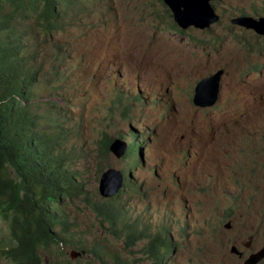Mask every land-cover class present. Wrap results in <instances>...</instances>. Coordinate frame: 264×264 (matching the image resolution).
Listing matches in <instances>:
<instances>
[{
    "label": "rangeland",
    "instance_id": "rangeland-1",
    "mask_svg": "<svg viewBox=\"0 0 264 264\" xmlns=\"http://www.w3.org/2000/svg\"><path fill=\"white\" fill-rule=\"evenodd\" d=\"M83 2L64 32L18 23L43 63L31 87L39 126L50 134L42 117L52 108L78 184L58 209L66 242L40 248L41 264H245L255 252L264 264V37L230 22L264 15V0H215L217 22L185 29L162 0ZM219 69L217 102L195 106L196 82ZM103 133L138 152L98 154ZM108 165L125 188L105 199L97 187ZM104 200L136 236L96 215L92 205ZM159 231L166 245L155 263L147 245Z\"/></svg>",
    "mask_w": 264,
    "mask_h": 264
},
{
    "label": "trees",
    "instance_id": "trees-1",
    "mask_svg": "<svg viewBox=\"0 0 264 264\" xmlns=\"http://www.w3.org/2000/svg\"><path fill=\"white\" fill-rule=\"evenodd\" d=\"M83 3V0H0V222L6 227V235H0V257L10 264H41L40 248L66 242L59 235L69 231V224L60 219L58 209L62 200L78 188L73 173L66 167L72 152L60 148L62 126L52 108H47L49 111L42 117L50 125V134L39 126L31 87L43 63L34 58V44L27 39L29 27L18 23L34 18L33 22L45 35L64 32L65 25L70 24L68 19L73 18L70 12L79 11ZM165 10L171 17L167 7ZM114 139L103 133L96 142L97 153L108 154ZM137 152L135 143L127 144L124 156ZM102 170L100 166L98 173ZM92 210L110 227L123 229L127 238L137 235L125 213L109 200L95 202ZM160 237L161 231L147 245L155 263L162 244ZM93 254L100 258L99 251L94 250Z\"/></svg>",
    "mask_w": 264,
    "mask_h": 264
},
{
    "label": "water",
    "instance_id": "water-1",
    "mask_svg": "<svg viewBox=\"0 0 264 264\" xmlns=\"http://www.w3.org/2000/svg\"><path fill=\"white\" fill-rule=\"evenodd\" d=\"M215 0H163L170 10L172 20L181 28L188 26L205 28L219 20V15L214 11L211 2ZM231 24L250 29L260 36H264V17L257 19L250 16H240L231 19ZM223 70L198 80L194 86L192 103L200 108L211 107L218 99L219 83ZM127 144L124 140L115 138L109 145L110 153L116 157L124 156ZM124 175L113 167L106 168L98 179V193L102 198L114 196L123 186ZM228 223L225 224L227 228ZM71 258L80 256L79 252L71 251ZM255 255L246 264H254L261 256ZM256 258H258L256 260ZM256 260V261H255Z\"/></svg>",
    "mask_w": 264,
    "mask_h": 264
},
{
    "label": "clouds",
    "instance_id": "clouds-1",
    "mask_svg": "<svg viewBox=\"0 0 264 264\" xmlns=\"http://www.w3.org/2000/svg\"><path fill=\"white\" fill-rule=\"evenodd\" d=\"M162 1H163V0H162ZM212 3H213V1L211 2V6H212ZM164 5H165V4H164ZM165 6H166V5H165ZM166 7H167V6H166ZM212 7H213V6H212ZM168 11L170 12L169 9H168ZM170 14H171V12H170ZM245 16L253 17V16H251V15H245ZM171 17H172V15H171ZM238 17H240V16H238ZM259 17H264V15H260V16H258L257 18H259ZM233 18H235V17H233ZM253 18H254V17H253ZM257 18H255V19H257ZM231 19H232V18H231ZM28 20H32V21H34V18H30V19H28ZM25 21H27V20H25ZM22 22H24V21H22ZM173 22H174V21H173ZM216 22H217V21H216ZM174 23H175V22H174ZM175 24H176V23H175ZM176 25H177V24H176ZM232 25H233V24H232ZM177 26H178V25H177ZM178 27H179V26H178ZM179 28H181V27H179ZM181 29H183V28H181ZM253 32H254V31H253ZM254 33H255V32H254ZM255 34H256V33H255ZM257 35H258V34H257ZM258 36H260V35H258ZM261 37H264V36L262 35ZM216 102H217V101H216ZM214 105H215V104H214ZM212 106H213V105H212ZM212 106H211V107H212ZM112 141H113V140H112ZM126 144H128V143L126 142ZM109 152H110V151H109ZM134 156H135V155H134ZM134 156H133V157H134ZM103 171H104V170H103ZM103 171H102V172H103ZM102 172H101V173H102ZM124 180H125V177H124ZM124 180H123V186H122V189L125 188ZM126 183H127V181L125 182V184H126ZM227 221H229V220H227ZM226 223H228V222H226ZM226 223H225V224H226ZM225 224H224V226H225ZM160 238H161V237H160ZM163 243H164V242H162V244H161L160 246H163ZM168 243L171 244V242H169V241H168ZM158 250H159V249H158ZM159 251H160V250H159Z\"/></svg>",
    "mask_w": 264,
    "mask_h": 264
},
{
    "label": "flooded vegetation",
    "instance_id": "flooded-vegetation-1",
    "mask_svg": "<svg viewBox=\"0 0 264 264\" xmlns=\"http://www.w3.org/2000/svg\"><path fill=\"white\" fill-rule=\"evenodd\" d=\"M246 245V247L248 248L249 246H251V245H249V244H245ZM259 255V257L261 256V254H262V252L261 253H258V252H255V253H253V254H251L246 260H245V264H246V262H247V260H249L250 258H252L253 256H255V255ZM242 256H243V254H242ZM258 257V258H259ZM258 258H256V260L258 259ZM262 257H260L254 264H256L260 259H261ZM253 259V258H252Z\"/></svg>",
    "mask_w": 264,
    "mask_h": 264
},
{
    "label": "bare ground",
    "instance_id": "bare-ground-1",
    "mask_svg": "<svg viewBox=\"0 0 264 264\" xmlns=\"http://www.w3.org/2000/svg\"><path fill=\"white\" fill-rule=\"evenodd\" d=\"M215 158H216V157H215ZM219 158H220V157H219ZM219 158H218V159H219Z\"/></svg>",
    "mask_w": 264,
    "mask_h": 264
}]
</instances>
